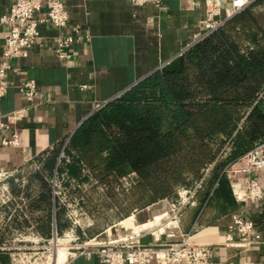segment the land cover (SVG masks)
<instances>
[{"label": "crops", "instance_id": "obj_1", "mask_svg": "<svg viewBox=\"0 0 264 264\" xmlns=\"http://www.w3.org/2000/svg\"><path fill=\"white\" fill-rule=\"evenodd\" d=\"M11 4V0H0V20L9 13ZM64 5L69 13L67 30L80 36L75 37L71 57L62 59L53 49L55 38L66 30L43 27L49 46L37 45L11 61V86L0 99V121L5 125L0 128V172L6 179L23 175L28 165L68 141L99 106L121 97L158 70H179L182 55L197 42L207 12L206 0H162L143 7L129 0H64ZM8 31L0 24V63ZM28 81L37 85L31 102L19 91ZM17 112L19 119L9 123L8 116ZM14 133L19 146H4L2 140L11 139ZM129 175L137 180L135 173ZM225 175L229 195L214 197L211 191L206 196L201 190L195 204L182 214L179 228L188 233L197 223L191 241L212 245L214 264H264V196L247 204L235 199L236 187H242L250 177L264 190V169L251 176ZM173 200L132 214L126 221L132 220L136 226L132 230L129 225L121 227L123 231L117 230L110 237L133 236L136 244L145 246L168 242L165 224ZM236 212L252 221L261 235L248 248L225 245ZM73 256L67 264H101L96 255Z\"/></svg>", "mask_w": 264, "mask_h": 264}, {"label": "trees", "instance_id": "obj_2", "mask_svg": "<svg viewBox=\"0 0 264 264\" xmlns=\"http://www.w3.org/2000/svg\"><path fill=\"white\" fill-rule=\"evenodd\" d=\"M260 3L188 49L179 70H158L94 113L72 136L78 153L57 174L85 182L88 171L108 184L135 173L140 209L175 199L209 168L206 196L229 195L225 169L264 141ZM43 187L38 198L51 206L53 192Z\"/></svg>", "mask_w": 264, "mask_h": 264}, {"label": "built area", "instance_id": "obj_3", "mask_svg": "<svg viewBox=\"0 0 264 264\" xmlns=\"http://www.w3.org/2000/svg\"><path fill=\"white\" fill-rule=\"evenodd\" d=\"M136 7L148 4H160L162 0H129ZM260 0H206V17L201 22V32L196 36V43L222 28L225 23L237 13L248 8ZM11 8L7 15L3 16L0 24L6 26L9 31L5 37V49L0 63V99L3 98L11 86L8 71L11 69V61L21 58L26 52L39 45L48 47L42 34L43 27H52L59 32L64 31L63 36L55 38L54 53L62 58L71 57L70 49L75 42V33L68 31L69 13L64 5V0H11ZM78 34V32H76ZM35 81H28L19 86L22 98L32 101L36 93ZM86 88V86H84ZM99 106V109L102 108ZM19 113L8 116L9 123L19 119ZM0 128H5L0 121ZM4 146H19L18 134L14 133L11 139L2 140ZM211 168L206 170L204 177L190 188H180L178 197L171 203V213L165 224L166 239L164 244L145 246L136 244L135 238L109 239L108 241H94L87 256L96 255L101 264H214L213 246L198 244L191 241L192 234L197 232L198 225L194 224L188 233L181 232L179 228L180 218L186 207L193 206L199 192L203 189L206 177ZM264 169V141L259 142L253 149L240 157L226 168L225 172L232 175L256 174ZM0 176L4 174L0 172ZM132 175L125 176L120 180L129 182ZM54 179L53 184L56 185ZM136 183V182H135ZM130 185V182L128 183ZM242 197L235 195L237 202L247 204L255 200H261L264 190L253 177H250L242 186ZM3 197L9 196V190L5 189ZM9 197L7 198V200ZM261 235L255 224L247 220L242 212L233 215V223L229 226L225 239L226 246L248 248L258 242Z\"/></svg>", "mask_w": 264, "mask_h": 264}, {"label": "rangeland", "instance_id": "obj_4", "mask_svg": "<svg viewBox=\"0 0 264 264\" xmlns=\"http://www.w3.org/2000/svg\"><path fill=\"white\" fill-rule=\"evenodd\" d=\"M260 2L257 9L264 12V0ZM221 139L223 136H218L215 144ZM71 140L72 137L43 156L45 158L32 162L23 175L7 179L0 176L2 264H53L59 249L67 254L69 260L76 253L88 252L92 241L101 238L108 241L111 239L109 234L115 236L117 230L123 231L118 228L119 223L142 210L134 205L137 200L134 177L129 178L128 185L125 180L103 183L88 171L85 174L90 177L85 182L71 179L65 173L57 174L61 161L68 162L69 156L78 153L71 147ZM229 144L228 140L223 151L230 150ZM54 179L57 180L56 185L53 184ZM206 182L202 189L205 194L209 191ZM44 184L54 195L51 206L38 198L41 191L46 190ZM4 188L9 190L8 200L2 196ZM187 209L189 206L184 215ZM126 223L130 230L136 226L132 220ZM47 232L50 236H46Z\"/></svg>", "mask_w": 264, "mask_h": 264}, {"label": "bare ground", "instance_id": "obj_5", "mask_svg": "<svg viewBox=\"0 0 264 264\" xmlns=\"http://www.w3.org/2000/svg\"><path fill=\"white\" fill-rule=\"evenodd\" d=\"M236 194L239 196V197H242L243 194H244V190L242 189L243 187H240V186H237L236 187ZM130 219V218H129ZM127 220V219H126ZM126 220H123L121 222H123V225L124 226H121V222L120 224L118 225L119 228L121 227H126L128 225V223H126ZM110 231V230H109ZM135 234H139V233H135ZM122 238H126V236H120L118 239H122ZM56 239H59V238H56ZM112 239V238H111ZM94 243V241H92ZM88 245V244H87ZM77 254V253H76ZM76 254H74V256H76ZM73 256V257H74ZM68 260V256L66 253L62 252L60 249L58 250V253H57V256H55L53 258V264H65ZM68 263V262H67ZM66 263V264H67Z\"/></svg>", "mask_w": 264, "mask_h": 264}, {"label": "water", "instance_id": "obj_6", "mask_svg": "<svg viewBox=\"0 0 264 264\" xmlns=\"http://www.w3.org/2000/svg\"><path fill=\"white\" fill-rule=\"evenodd\" d=\"M55 231V230H54Z\"/></svg>", "mask_w": 264, "mask_h": 264}]
</instances>
